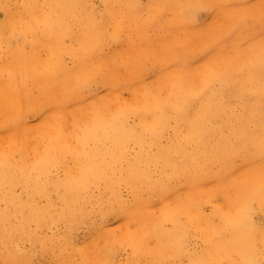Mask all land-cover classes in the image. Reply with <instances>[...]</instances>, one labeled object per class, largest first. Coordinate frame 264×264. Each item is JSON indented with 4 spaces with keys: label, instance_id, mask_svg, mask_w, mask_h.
I'll return each mask as SVG.
<instances>
[{
    "label": "bare ground",
    "instance_id": "obj_1",
    "mask_svg": "<svg viewBox=\"0 0 264 264\" xmlns=\"http://www.w3.org/2000/svg\"><path fill=\"white\" fill-rule=\"evenodd\" d=\"M0 2V264H90L47 231L95 212L153 221L125 264L264 260V0Z\"/></svg>",
    "mask_w": 264,
    "mask_h": 264
},
{
    "label": "rangeland",
    "instance_id": "obj_2",
    "mask_svg": "<svg viewBox=\"0 0 264 264\" xmlns=\"http://www.w3.org/2000/svg\"><path fill=\"white\" fill-rule=\"evenodd\" d=\"M144 2L146 0H143ZM99 4V3H98ZM3 18V10L1 8L0 2V20ZM201 19L206 22L208 16L203 14ZM120 196L127 202L133 200V196L128 192L125 187L120 188ZM143 208L140 206L137 214L141 216V213H145L146 216L159 215V207L155 208V212L150 210L148 206ZM152 219V218H151ZM256 219L261 223L264 221L263 215L261 213L256 214ZM94 224L92 227L91 225ZM153 226V221L148 223H141V218H134L130 220L119 219L118 217L109 216L104 220L100 219L99 212L92 213L83 219L76 226L70 227L68 224H59L54 230H48L47 235L49 238L63 236L68 239L74 248L84 251L87 260H90V264H125L127 259L132 256V246L128 244L125 245H115L119 240L123 239L118 236L123 234L122 230L125 231L130 229L132 234L127 233L128 240H135L142 238L143 228L150 229ZM124 231V232H125ZM137 237H136V236ZM146 237V236H145ZM111 242V243H110ZM202 241L200 239L192 238L189 240L191 251L201 249ZM111 244V246H109ZM108 248L107 255L108 258L104 260V255ZM22 248L29 249L31 251V246L27 242L22 243ZM39 249V248H38ZM83 254H76L74 256L78 263H81ZM35 264H55L50 252L46 251L39 253L37 250L33 256ZM186 262V261H185ZM259 264H264V260H261Z\"/></svg>",
    "mask_w": 264,
    "mask_h": 264
}]
</instances>
